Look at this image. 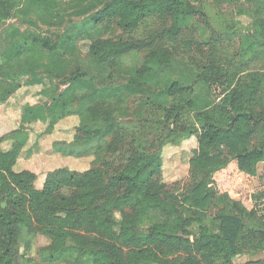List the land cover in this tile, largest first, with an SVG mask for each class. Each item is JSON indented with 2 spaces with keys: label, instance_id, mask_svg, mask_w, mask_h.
<instances>
[{
  "label": "trees",
  "instance_id": "16d2710c",
  "mask_svg": "<svg viewBox=\"0 0 264 264\" xmlns=\"http://www.w3.org/2000/svg\"><path fill=\"white\" fill-rule=\"evenodd\" d=\"M243 1L255 3L252 12L244 6L237 10L251 15L255 32L226 28L225 37L214 36L208 26L213 36L206 41L183 38V19L205 15L191 0H105L88 19L96 32L79 40L86 51L75 48V40L54 48H67L65 57L52 52L45 39L31 40L18 29L5 37L0 103L20 87V77H48L49 100L60 111L46 134L64 118L78 119L72 140L53 142V151L92 161L87 170L58 167L40 179L35 169H16L23 129L0 136V264H12L20 242L29 247L37 234L51 242L43 250L47 261L68 264H235L245 254L264 251V218L255 210L222 216L217 232L203 216L218 177L228 185L236 170L253 175L264 163V111L259 110L264 68H251L264 53V0ZM49 7L44 0H0V25L17 12L41 17ZM109 25L120 33L103 38ZM234 38L236 51L228 45ZM174 55L193 69L189 83H163V67ZM130 106L156 131L151 144L142 137L148 125L118 144ZM44 109H27L25 117L36 119ZM193 137L197 149L188 170L201 176L181 198L171 187L177 182L164 183L163 149ZM222 146L230 158L220 160L216 151ZM184 205L191 215H185Z\"/></svg>",
  "mask_w": 264,
  "mask_h": 264
},
{
  "label": "rangeland",
  "instance_id": "374dc122",
  "mask_svg": "<svg viewBox=\"0 0 264 264\" xmlns=\"http://www.w3.org/2000/svg\"><path fill=\"white\" fill-rule=\"evenodd\" d=\"M49 4L46 15L38 17L36 14L17 12L4 24L0 25V65L2 64L1 56L3 53V46L9 40H6V36L11 31L18 29L22 33H26V30H33L40 33L38 35H47L49 42H55L52 45V52H56L59 56L65 57L67 54V48L54 49L61 44L58 39L57 32L61 29L67 28L73 25L74 22L82 20V17H76L73 19L70 15L81 14L85 18L89 19V16L95 12L105 0H44ZM194 5L200 6L204 10V14L200 18H188L183 19L182 26L185 28L184 39L194 38L195 40H207L213 36V32H210L208 26L213 30L214 36L225 37L224 32L226 28L236 30L244 33H254L256 28L253 24V18L250 16H240L237 13L239 6H244L249 9L250 12L255 8V3H246L243 0H191ZM258 1V0H256ZM262 1V0H260ZM48 11V12H47ZM252 14V13H251ZM64 18H63V16ZM62 16V17H61ZM264 18V11L262 14ZM59 17L63 20V25L59 24ZM83 24H88L86 21ZM62 25V26H61ZM159 23H155L153 28H158ZM89 28V27H88ZM120 31L114 26L109 25L104 29L102 35L103 38H113ZM80 38V37H79ZM76 41V40H75ZM51 42V44H52ZM71 42V41H70ZM77 43V44H76ZM81 50L86 51V42H74ZM223 44H228L224 41ZM73 45V44H72ZM232 51H236L239 48V42L237 38H234L232 42L228 44ZM74 46L71 48L73 49ZM46 51H50L47 50ZM71 51V50H70ZM74 51V50H73ZM195 54V53H191ZM196 58L202 60V56L195 54ZM144 56L143 52H138L134 56V62L139 63ZM256 65H251L252 70H260L264 68V53L258 58ZM194 77L193 69L188 65L180 55H174L170 63L163 67L162 81L168 85L174 80H181L184 83H189ZM62 87L61 89H63ZM3 104L0 103V136L8 134L12 131H16L17 123L15 117L17 116V108H13L14 117L6 116L3 113ZM134 106H130V110L127 115L121 119V123L124 125L125 130H122L118 135V144L130 139L132 133L141 131L143 125H148L146 133H142L143 139L151 144L156 131L151 130L152 124L140 121V117ZM260 111H264V90L261 93V101L259 106ZM149 118V115H147ZM78 125V119L76 117H67L59 121L55 125L54 132L51 135L46 134V126L42 124L35 125L33 127H27V132L23 134L30 135L28 143V149L19 153L17 161V170L31 168L38 171L39 178L42 179L43 175L54 168L66 167L74 171L87 170L92 158H65L59 154H55L52 149V144L55 141H71L74 136V131ZM135 126L136 128H133ZM24 129V128H22ZM25 130V129H24ZM24 137V136H23ZM25 138V137H24ZM257 138L251 140V144H256ZM9 143L2 144L3 149H7ZM197 149V141L193 137L189 140L183 141L178 145H166L163 149V180L164 183L172 185L177 182V185L171 186L174 189H179L182 193V197L187 195L189 188L194 184V180L201 175H193L194 170H188V161L195 155ZM219 154L221 159L230 158V150L226 147H220L216 154ZM215 154V155H216ZM203 173V172H202ZM251 177V178H249ZM245 184L231 187V180L227 185L224 177H218L215 180V193L213 199L207 208L203 212V216L209 218L205 222L208 223L210 228L217 232L222 226L221 217L237 216L241 211L250 212L255 210L258 215L264 218V163H260L255 167L254 174L244 172ZM232 179V178H231ZM227 185V186H226ZM185 215H191L190 208L184 205ZM204 220V219H203ZM214 220V222H212ZM104 226L103 219H99L97 222V228ZM198 225L192 224V229L197 230ZM50 240L43 235H35L31 240L29 247H25L24 242H20L19 252L16 259L12 264H68L67 261L49 262L46 260V254L43 252L44 248L49 246ZM177 254L170 257L175 259ZM259 264L264 262V251L254 254H245L235 260V264Z\"/></svg>",
  "mask_w": 264,
  "mask_h": 264
},
{
  "label": "crops",
  "instance_id": "0c3cea01",
  "mask_svg": "<svg viewBox=\"0 0 264 264\" xmlns=\"http://www.w3.org/2000/svg\"><path fill=\"white\" fill-rule=\"evenodd\" d=\"M61 17H59V19L57 20H59V24L63 25V20H61ZM70 17L73 19H76V17H82L83 19L74 22L73 25H70L65 29L63 27V29L57 32L58 39L61 43H66L69 40H76V42H78L80 38H90L96 32V29L91 25V23H89L88 19L82 16L81 14H75L72 16L70 15ZM83 21H86V23L88 24H83ZM26 31L27 35L30 36L31 40L45 39L49 43V47H53L52 45H55L53 44L55 42L51 41L52 44L51 42H49L50 40L47 35H38L40 33L34 32L33 30ZM59 47L60 44L56 48ZM18 83L20 87L3 104V113L6 116L14 117L13 108H17V116L15 117L17 129L24 128L25 130L23 129V131L27 132V127H33L38 124L45 125L47 129L55 113L60 111L56 101L49 100L48 97L49 95H51L53 82L46 76L32 77L26 75L20 77ZM41 106H44L45 109L40 117H37L36 119H30L28 117H25V115H27V109L39 108ZM29 140L30 135H26L25 141L21 149V153H23V151L29 148Z\"/></svg>",
  "mask_w": 264,
  "mask_h": 264
},
{
  "label": "built area",
  "instance_id": "2783aa9c",
  "mask_svg": "<svg viewBox=\"0 0 264 264\" xmlns=\"http://www.w3.org/2000/svg\"><path fill=\"white\" fill-rule=\"evenodd\" d=\"M244 184H245L244 173L239 170H236L231 179V187L235 188L236 186L244 185Z\"/></svg>",
  "mask_w": 264,
  "mask_h": 264
}]
</instances>
